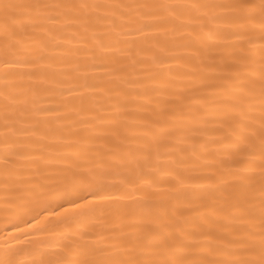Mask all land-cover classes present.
I'll list each match as a JSON object with an SVG mask.
<instances>
[{
	"label": "snow or ice",
	"instance_id": "snow-or-ice-1",
	"mask_svg": "<svg viewBox=\"0 0 264 264\" xmlns=\"http://www.w3.org/2000/svg\"><path fill=\"white\" fill-rule=\"evenodd\" d=\"M0 225V264H264V0H0Z\"/></svg>",
	"mask_w": 264,
	"mask_h": 264
},
{
	"label": "bare ground",
	"instance_id": "bare-ground-1",
	"mask_svg": "<svg viewBox=\"0 0 264 264\" xmlns=\"http://www.w3.org/2000/svg\"><path fill=\"white\" fill-rule=\"evenodd\" d=\"M147 191H148V189H146V188H142L139 192H137L133 189H128L126 195H128L129 197L137 198ZM0 226H2V225H0ZM6 231H8V230H6Z\"/></svg>",
	"mask_w": 264,
	"mask_h": 264
}]
</instances>
